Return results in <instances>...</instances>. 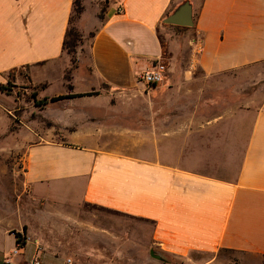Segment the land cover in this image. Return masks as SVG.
Masks as SVG:
<instances>
[{
	"label": "crops",
	"instance_id": "1",
	"mask_svg": "<svg viewBox=\"0 0 264 264\" xmlns=\"http://www.w3.org/2000/svg\"><path fill=\"white\" fill-rule=\"evenodd\" d=\"M73 1L0 0V85L12 72L26 80L20 71L25 70L33 85L44 84L35 100L47 98L41 105L33 98L44 119L31 118L23 126L74 131L60 138L32 132L22 139L17 169L32 200L13 203L11 189L0 187L9 194L0 201V264H24L34 256L41 264H64L66 258L74 264H100L99 258L110 263L107 254L91 248L94 235L107 242L112 259L130 258L134 264H156L151 251L181 264H225L230 257L244 264L264 255V109L253 120L245 118L237 173L225 179L167 162L159 151L145 157L138 147L156 141V107H148L149 125L140 131L113 121L114 113L128 114L124 110L143 113L136 100L120 109L109 104L110 93L159 88L138 81L139 73L157 62L165 66V88L178 78L187 80L194 67L213 76L263 62L264 0H108L102 19L94 12L87 70L65 74L63 40ZM185 1L193 25L164 23ZM45 65L58 72L41 76ZM56 96L64 98L50 100ZM12 106L11 96L0 89L2 121ZM102 110L112 118L99 116ZM221 117L199 123L201 129ZM98 119L113 122L102 129L116 142L96 146L75 132L93 129ZM187 123L164 127L163 138ZM88 205L127 216L131 231L122 220L94 224L83 212ZM14 233L25 237L16 255Z\"/></svg>",
	"mask_w": 264,
	"mask_h": 264
},
{
	"label": "rangeland",
	"instance_id": "2",
	"mask_svg": "<svg viewBox=\"0 0 264 264\" xmlns=\"http://www.w3.org/2000/svg\"><path fill=\"white\" fill-rule=\"evenodd\" d=\"M80 1L83 10L78 18H75L73 11L74 18L71 25L79 32L81 40L76 47L74 55H69L66 52L63 53L62 58L65 59V74L71 69L79 70L80 72L87 70L85 64H87L88 47L93 32L94 12L96 11L98 15L101 7L108 0ZM196 3L198 4L197 0ZM72 57H74L75 63H72ZM191 69L192 72L188 74L189 78L187 80L178 78L170 83L169 88H165L164 78L155 84L159 88L149 90L150 93L148 94V88H141L138 91L139 93L137 92L135 94L110 93L109 104L112 106L116 108L130 106L136 100L137 102L135 104H138L144 110L143 113L135 116L129 110L123 111L128 114L114 113L116 115L113 116L117 118L113 121L118 120V122H121L120 126L129 128L138 127L140 131L146 130L149 125L148 121L150 120V114L147 113V109L154 105L156 107V141L153 143L151 139L148 141L149 144L146 142L141 148L138 147L139 153H143L145 157H149L152 156L151 152L159 151L161 156L165 155L167 162H175L176 164L198 172L232 179L236 175L240 163L241 146L239 143L246 136L244 120L245 118L247 120L248 117H251L253 120L256 112L264 109V61L213 76H205L196 67ZM20 71L21 75L24 78L27 77L28 80L21 79L20 77L19 79H15V73H10L11 79L3 86V91L11 96L13 106L10 109V114H8L7 119L3 116L2 121V115L0 114V187L11 189L13 203H23L32 200L28 192L24 189L21 172L17 169V161L21 153V148H23V145H21L22 139H24L25 135H31L32 132H39L49 136L53 134L55 138H60L61 135H66L73 131L57 129L55 131H33L23 126L22 123L31 118L44 119V114L39 112V106H34L33 104V94L36 95L35 100L38 91L43 88L44 84L33 85L26 71ZM41 71V76L54 75L58 72L55 70V66L52 68L51 66L47 67V65L43 66ZM85 85L87 86L88 83H85ZM90 85H94V81L90 82ZM99 89L104 91L108 90L106 85H101ZM48 90L50 92L53 91L52 88ZM163 90L167 91V94H164V96L160 94ZM104 98L106 97L101 98V100H104ZM131 99L134 100L131 102ZM116 108L115 111L118 112L117 109L120 108ZM162 108H165V112L161 110ZM98 114L99 116L112 118L104 110ZM218 115L222 117L215 120L212 126L201 129L199 123ZM78 116L81 118L85 115L78 114ZM132 116H134L133 119ZM120 119L123 120L119 121ZM184 121H188L184 129H172L171 138L168 140L163 138V134L161 133L164 127L179 125L180 123L183 124ZM3 122H7V125ZM98 122L99 125H93V129H83L75 132L80 133L83 137L82 140L89 143L92 142L91 144L96 146L106 147L112 142H116L117 138L109 135L111 131L102 129L107 124L113 122H105L103 119H98ZM137 122L140 123L133 124ZM40 125L46 126L45 123ZM183 126L185 125L183 124ZM139 156L141 155L139 154ZM7 195L9 194L4 188H0V201L4 197L6 198ZM83 212L86 213V216L87 214L91 215L93 223H98L99 226L107 227V223L110 220L118 222L122 220L124 229L129 230V232L131 231V220L125 215L109 212L94 205L85 206ZM111 229L116 228L111 227ZM146 230L147 226L145 228ZM107 246L108 244L103 237L98 238L94 235L91 238V248L95 250L100 249L102 254H107V257L110 258V263L108 262L107 264H134L130 258L120 259L116 257L112 259L111 254L107 251ZM228 256L230 257V255ZM223 260L226 261L225 264H243V262L239 261L238 257L224 258ZM93 262V264H98L96 261ZM98 262L101 264L104 261L102 258H99ZM155 263L181 264V261L175 257L167 259L162 256L161 259H156ZM184 264L186 263L184 262ZM244 264H264V255L248 257Z\"/></svg>",
	"mask_w": 264,
	"mask_h": 264
},
{
	"label": "trees",
	"instance_id": "3",
	"mask_svg": "<svg viewBox=\"0 0 264 264\" xmlns=\"http://www.w3.org/2000/svg\"><path fill=\"white\" fill-rule=\"evenodd\" d=\"M106 9V4L104 6L101 7L100 12L98 13V18L102 19L103 18V14L105 12ZM83 10V6L81 4L80 0H74L73 1V11H74V16L75 18H78L80 13ZM73 12L69 18V27L67 28L66 32H65V36H64V40H63V51L66 52L69 55H74L75 54V50L76 47L78 46L80 40H81V36L79 34V32L76 30L75 27H73L71 25L72 21H73ZM72 63H75V59L74 57L71 58ZM4 85H0V89H4L3 87ZM85 94H92V93H85ZM35 94H33V98H35ZM74 96H78V95H74ZM64 98V96H56V97H51L50 100L51 101H56L59 99ZM47 98L41 99V100H34L35 104L37 105H41L44 102H46ZM15 237H16V242L19 241V237H20V233H14ZM25 244V242L23 241L21 244V247H23ZM4 264H9V263H4Z\"/></svg>",
	"mask_w": 264,
	"mask_h": 264
},
{
	"label": "built area",
	"instance_id": "4",
	"mask_svg": "<svg viewBox=\"0 0 264 264\" xmlns=\"http://www.w3.org/2000/svg\"><path fill=\"white\" fill-rule=\"evenodd\" d=\"M120 10L121 8H118V11ZM164 72H165V66L162 63L157 62L156 64L153 65L151 69H147L140 72L138 75V81L144 83L146 86L155 85L160 81H162L164 77ZM18 239L19 241L16 242L15 248L11 253L12 255L18 254L22 242L23 241L25 242V237L21 233ZM24 264H41V260L39 257L34 256L31 260L25 262ZM64 264H74V263L71 258H66Z\"/></svg>",
	"mask_w": 264,
	"mask_h": 264
},
{
	"label": "water",
	"instance_id": "5",
	"mask_svg": "<svg viewBox=\"0 0 264 264\" xmlns=\"http://www.w3.org/2000/svg\"><path fill=\"white\" fill-rule=\"evenodd\" d=\"M163 22L170 25L190 27L193 25L192 8L188 1L179 5L170 15H167ZM151 255L156 259H161L162 255L151 251Z\"/></svg>",
	"mask_w": 264,
	"mask_h": 264
}]
</instances>
